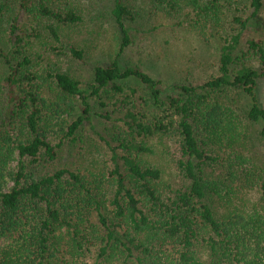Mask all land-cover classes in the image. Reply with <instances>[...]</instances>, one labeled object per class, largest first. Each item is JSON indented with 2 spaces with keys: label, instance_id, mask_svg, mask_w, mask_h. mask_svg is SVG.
I'll list each match as a JSON object with an SVG mask.
<instances>
[{
  "label": "trees",
  "instance_id": "trees-1",
  "mask_svg": "<svg viewBox=\"0 0 264 264\" xmlns=\"http://www.w3.org/2000/svg\"><path fill=\"white\" fill-rule=\"evenodd\" d=\"M77 1L0 0L8 105L0 264H264V109L255 93L264 40L240 49L264 0H149L155 14H184L205 42L210 31L221 41L216 76L166 88L138 66L119 65L131 43L125 23L135 19L124 0L111 11L121 36L114 58L94 66L86 84L63 69L59 58L84 61V50L62 39L83 21ZM102 94L123 114L106 141L112 168L57 166L87 127L111 120L92 111ZM155 140L172 147L178 186L164 185L161 169L143 159L155 155Z\"/></svg>",
  "mask_w": 264,
  "mask_h": 264
},
{
  "label": "rangeland",
  "instance_id": "rangeland-1",
  "mask_svg": "<svg viewBox=\"0 0 264 264\" xmlns=\"http://www.w3.org/2000/svg\"><path fill=\"white\" fill-rule=\"evenodd\" d=\"M76 4L81 9L83 21L71 29H65L62 39L83 49L84 61L63 57L59 58V62L63 69L86 84L91 79L94 66L108 64L114 58L121 36L111 15L113 0H78ZM124 5L133 10L135 19L125 23L131 43L118 60L121 68L138 66L161 81L164 88L180 83L202 85L218 74L221 41L219 35L215 36V32H208L209 40L205 42V39L189 28L184 14H155L149 0H124ZM24 19L19 16L20 21ZM7 27L8 25L1 24L3 32ZM233 27L228 23L227 30ZM252 39L264 40V11L258 19L250 21L248 29L242 32L241 51L247 50L246 42ZM4 46L9 48L5 40ZM2 74L3 68L0 64V76ZM5 93V90L0 92V119L8 107ZM126 93L129 92L126 90ZM255 93L259 106L264 109V78L257 81ZM136 95L145 97L142 89H137ZM100 99L91 102L92 111L110 115L111 120L98 119L93 122V130L87 127L81 142L71 152L65 151L57 166L74 165L76 161H90L97 168H112L111 152L106 141H110L117 127L122 126L123 114L105 95L102 94ZM101 103L104 106H101ZM149 143L153 146L155 155H145L143 159L161 169L164 185L178 186L180 178L174 167L172 147L165 146L158 140Z\"/></svg>",
  "mask_w": 264,
  "mask_h": 264
}]
</instances>
